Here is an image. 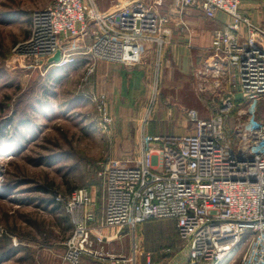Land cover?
Returning <instances> with one entry per match:
<instances>
[{"label": "built area", "instance_id": "obj_1", "mask_svg": "<svg viewBox=\"0 0 264 264\" xmlns=\"http://www.w3.org/2000/svg\"><path fill=\"white\" fill-rule=\"evenodd\" d=\"M173 1L180 14L200 7L209 19L228 17L214 31L207 57L194 74L208 83L201 85L202 93L224 88L230 93L208 120L196 110H184L193 134L151 135L145 118L138 156L101 164L100 203L88 188L70 195L67 213L74 230L65 243L64 264H153L151 253L135 238L151 220L176 222L189 250L188 264H236L238 259V264H264V123H240L233 132L229 127L239 105L237 92L252 104L264 97V26L241 12V0ZM170 21L142 0L108 12L92 0H55L34 13L31 36L14 54L39 69L48 64L64 69L83 56L94 61L93 70L96 61L137 67L151 52L156 61L151 66L160 69L173 34ZM58 51L60 61L51 63ZM95 100L107 128L112 123L107 97ZM125 231L134 233L130 255L113 248Z\"/></svg>", "mask_w": 264, "mask_h": 264}, {"label": "rangeland", "instance_id": "obj_2", "mask_svg": "<svg viewBox=\"0 0 264 264\" xmlns=\"http://www.w3.org/2000/svg\"><path fill=\"white\" fill-rule=\"evenodd\" d=\"M54 1L0 0V264H64L65 243L74 230L67 213L70 195L88 188L100 203L101 164L109 159L138 156L145 118L148 124L157 119L166 134L186 136L185 131L175 127L176 123L169 122L173 109L196 110L208 120L218 112L221 99L230 93L228 88L202 93L201 85L208 83L202 84L196 78L198 66L185 79L177 62L169 66L163 62L160 69L151 66V94L138 104L141 115H131V111L126 114V100L107 96V117L112 123L105 128L104 112L95 100L100 93L93 88L95 67L89 68L94 61L79 56L74 65L64 69L49 64L39 69L21 63L14 54V49L31 36L34 13ZM132 1L92 0L101 12L116 10ZM142 1L159 15L171 18L179 14L173 0ZM182 14L188 24L199 29L198 48L205 60L210 40L212 43L207 31L214 20L207 18L200 7L185 9ZM179 22L182 24V20ZM87 43L91 45L89 38ZM172 43L171 38L162 61ZM153 56L148 53L144 64H152ZM135 75L142 78L146 73L136 70ZM236 96L239 105L230 117L231 132L240 123H264V97L252 104L243 101L240 93ZM152 104L156 105L150 114ZM163 109L170 120L156 117ZM59 196L63 201H58ZM149 222L155 224L152 228L143 224L135 238L144 252L151 253L153 264H188L189 250L179 239L175 221ZM105 233L108 234L106 230ZM123 236V241L113 248L116 253L130 255L134 233L125 231ZM166 249L170 251L165 252ZM87 264L102 263L87 260Z\"/></svg>", "mask_w": 264, "mask_h": 264}, {"label": "crops", "instance_id": "obj_3", "mask_svg": "<svg viewBox=\"0 0 264 264\" xmlns=\"http://www.w3.org/2000/svg\"><path fill=\"white\" fill-rule=\"evenodd\" d=\"M240 9L243 14L248 15L251 18L253 23L259 26H264V0H241ZM186 19V15L180 13L171 17V24L174 30L172 34L173 43L166 51V57L164 61H162V63L165 62V65L167 66L171 63L177 62L178 70L181 76L185 79L187 76H191L194 68L197 66L201 67L205 61L201 59V52L198 48L200 45L197 36L200 35V31L188 24V20L185 21ZM180 20H182V24H180ZM213 20L212 24L209 25L210 30L207 31V34L211 36V39L213 36L212 34L216 29L224 27L228 21V17L224 14H219L218 17ZM208 47H211V40L207 48ZM153 61L154 59L151 63H153ZM151 65L152 64H144L136 68H128L114 63L100 61L95 65L93 77L96 79V82L95 87L93 86V88L94 90L96 88L100 95L108 96L109 99L120 98L126 100L127 105L125 106L126 110H124L126 114H129L131 111V115H141V107L138 108V104L140 101L142 103L145 98L149 97L151 94L149 91L150 87L148 86V83L153 78L151 77V74H149L150 69H152ZM136 70H144L146 75L142 78L138 77L135 75ZM140 87L142 88L140 89ZM187 91L188 90H186V92ZM181 95L178 96L180 97ZM183 97H185V95H183ZM180 109H173V115L170 117L171 120L169 119V116H166L167 113H165V109L159 111L156 114V117H159L160 121H164L166 116L167 120H170L169 122L176 123L175 127L178 130L185 131L186 135L193 134L194 131L184 114V108ZM147 132L151 135L165 137L175 136L174 134L171 135L164 133V127H161L160 124H158L157 119H154L153 122L151 121V123L147 125Z\"/></svg>", "mask_w": 264, "mask_h": 264}, {"label": "water", "instance_id": "obj_4", "mask_svg": "<svg viewBox=\"0 0 264 264\" xmlns=\"http://www.w3.org/2000/svg\"><path fill=\"white\" fill-rule=\"evenodd\" d=\"M60 59H61V52L58 51V52L56 53V55H55L52 59H50V62H51V63H52V62H59Z\"/></svg>", "mask_w": 264, "mask_h": 264}, {"label": "trees", "instance_id": "obj_5", "mask_svg": "<svg viewBox=\"0 0 264 264\" xmlns=\"http://www.w3.org/2000/svg\"><path fill=\"white\" fill-rule=\"evenodd\" d=\"M53 203H55V202H53ZM151 221H152V220H151ZM146 224H149L148 226H150V227H151V225H153V224H155V223H154V222H153V223H151V222H149V223H148V222H146ZM146 224H145V225H146ZM175 225H176V222H175ZM151 228H152V227H151ZM176 231H177V229H176Z\"/></svg>", "mask_w": 264, "mask_h": 264}]
</instances>
